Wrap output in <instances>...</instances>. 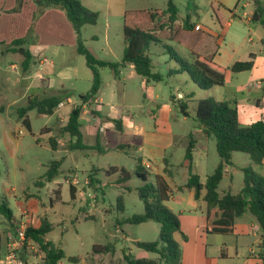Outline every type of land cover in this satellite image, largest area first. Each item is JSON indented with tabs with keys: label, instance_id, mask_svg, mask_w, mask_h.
<instances>
[{
	"label": "crops",
	"instance_id": "1",
	"mask_svg": "<svg viewBox=\"0 0 264 264\" xmlns=\"http://www.w3.org/2000/svg\"><path fill=\"white\" fill-rule=\"evenodd\" d=\"M36 1L0 0V42L9 44L15 39L24 38L27 36L30 26H32V39L25 45L32 57V64L24 72L25 76H19V79L15 81L14 87L21 90V99H25V105L28 98L49 96H60L62 98L61 103L53 114L48 116L52 119V125H45L39 132L40 136H47V141L50 136L55 137L54 150L51 149L48 143L50 149L62 153L63 140H65L64 151L70 153L88 151L94 156L92 163L95 164L96 162L98 163L96 161L97 158H110L94 149L97 142L99 145H104L106 143L104 140L107 139V136L111 144L122 143L127 145L119 156L122 155L134 159L136 162L135 167L139 165L144 168L143 164L149 162L151 167L147 171L153 179L149 176L148 181L153 182L154 177L159 176L169 189L165 206L178 219L180 233H175L173 238L179 246L180 264H264L258 257L261 232L252 215L244 213L241 217L236 218L230 234L212 233L210 224L213 213L208 218L206 217V205L202 200L204 190L200 192L196 200L193 189L186 188L188 167L191 168L193 174L199 176L200 182L204 183L208 175L202 177L198 169L203 168L208 162L210 145L214 143L202 132L197 122L188 116L186 111L187 103L192 98L195 102L201 99L214 98V101L234 105L237 110L238 122L243 126L250 125L258 120H264V0H243L242 7H252L248 13L250 18L246 22L242 18H238L247 26L248 32L255 37L256 41H253L251 37L244 40L249 46L244 50L241 49L234 57L225 53V65H223L222 58L219 55L210 57L215 63L225 69L223 86L200 90L193 83V91L183 93L179 91V88L174 87V83L181 79L182 83L187 85L185 80L189 78V75L186 72L170 74L169 70L177 68L175 62L164 76L155 71L153 66V71L161 75V80L158 82H146L144 78L135 73L131 64L126 63L119 67L116 74H113L108 68L100 69L99 89L96 95L88 100L89 103L83 104L78 100V96L85 95L89 91L92 74L85 63L84 57L76 50L77 35L63 10L49 7L38 11ZM79 1L86 9L98 13L96 24L92 25V27L98 25L99 19L104 20L103 37L106 40L107 54H110L109 29L111 23L117 19L122 20L125 11L149 9L138 5L142 0ZM255 2H258V5ZM17 6L18 9H16ZM255 10L257 12L253 19L252 16ZM34 15L35 19L33 20ZM230 20L225 23L226 27H230ZM250 23H252L251 26H249ZM86 26H82L79 29L80 39L82 38L81 31ZM91 39L97 40L98 37L94 33ZM91 53L95 58L109 62H120L122 56L121 52L118 59L108 60L97 57L93 52ZM43 59L46 62L41 69H38L37 65ZM249 60L252 61L250 70L238 73H233L229 70V67L235 62ZM106 70L109 71V74H104ZM103 74L107 80L106 85L103 80ZM136 77L140 79L138 83L143 98H149V101L154 104V110L151 111L154 113L153 125L149 127L145 126L144 123H137L132 115H123L119 112V109L124 110L123 108L126 105L123 101L125 98L124 87ZM164 77L167 78L172 86H169L168 101L161 105L158 102L160 95L156 90L159 91L160 85L165 83ZM80 82L85 84L84 89L80 90ZM255 83H258V85H254ZM195 90L198 92H195ZM104 106L108 107L105 114H103ZM76 107H80L78 124L81 133V148L71 150L70 146L75 143V139L67 133L60 132L59 129L66 124L70 111ZM172 107H177L181 116L172 114ZM183 107H186L184 110L185 114L181 111ZM65 108L67 109L64 110ZM27 113L25 117L28 119ZM113 120H119L120 122L121 131L119 133L114 131ZM28 126L30 131L29 119ZM17 128L19 129V126ZM184 128L186 129L184 130ZM60 137L61 140L59 139ZM190 140L194 142V149L191 160L188 162L185 160L184 154ZM177 150L183 151L181 160H178L175 156ZM234 157H236L235 153L231 156V165H226L224 168L223 176L217 188L219 196L226 191L236 194L242 186L241 182V186L238 189H234L235 175L242 173L241 169L243 168L234 164ZM57 159H61L59 174L39 188L40 190H45L44 196L47 200V207L43 206V199L39 195L33 194L24 196L23 201L15 200L14 210L11 209L6 199L1 200V202H5V205L10 210L11 218L9 221L4 218V231L0 233V246L2 247L0 249V258L5 253L6 240L9 237L5 228L6 226L11 227L12 229H10L13 231V223L20 218L22 209L26 208L29 210L32 228H37L40 225L41 218L44 216L51 222L46 214L47 211L52 216L61 213V217L64 219L70 217L72 221L70 212H75L74 206L82 201L80 199V189L75 188L74 195L70 198L69 186L62 182V178H57L62 173L63 164L65 167L69 164V161L64 154L53 160ZM82 159L83 161L87 159L89 161L87 154H83ZM218 162L219 157L215 167ZM108 168L110 167L103 168V166H100V168H91L90 171L93 173L102 171L101 173H103V170ZM112 168L120 169L115 166ZM121 168L126 170L124 167ZM253 168L264 176V161H262L261 166H254ZM68 169H74V167L69 166ZM178 169H181V173H179ZM222 181H224V185L220 188ZM96 182L98 183V181ZM48 184L52 185L49 186ZM64 185L68 191L66 199L62 197ZM51 223L53 224V222ZM125 239L129 240L127 237ZM132 240L133 242L138 241L137 239ZM93 260L96 264H112L109 261H103L101 257Z\"/></svg>",
	"mask_w": 264,
	"mask_h": 264
},
{
	"label": "rangeland",
	"instance_id": "2",
	"mask_svg": "<svg viewBox=\"0 0 264 264\" xmlns=\"http://www.w3.org/2000/svg\"><path fill=\"white\" fill-rule=\"evenodd\" d=\"M166 2L167 0H142L138 5L149 9L164 10ZM172 3L177 9L175 25L170 30H162L159 36L166 40L164 39L160 45H151L148 50L154 70L163 74V76L174 63L173 57L163 53V47L171 48V51L189 62L194 59L195 55L206 57L219 55L222 58L223 65H225V53L234 57L241 49L244 50L249 46L244 40L251 37L253 41H256L255 37L248 32L247 26L238 19L243 11L248 14L252 9L248 6L242 7L243 0L239 2L238 0H172ZM234 8L237 16L232 17L230 20L229 12ZM99 20L96 27L87 25L82 29V44L99 58L118 59L123 48L122 20L117 19L111 23L109 29L110 54H107L106 40L103 37L104 20ZM228 20L231 23L230 27L225 26ZM195 24L201 26L200 31H193ZM185 25H188L191 30L186 29ZM251 25L252 23L249 26ZM94 33L98 37L97 40L91 39ZM21 60L22 57L14 53H7L4 51V47L0 46V202L6 199L11 209L14 210L15 200L23 201L24 196L33 194L39 195L43 199V206L47 207V200L44 196L45 190L35 187V183L42 179L49 162L64 154L67 156L69 164H65V167L63 164L61 168L63 169L61 171L62 176L59 175L57 178H62V182H65L68 175H73L79 179L80 185L78 188L80 189V199L82 201L74 206V214L70 212L72 221L70 217L66 219L61 217V213L52 216L50 212H46L48 218L54 224L53 230L47 235V238L54 243H58L65 255L59 261V264H96L93 259L98 257L112 264H126L122 259L121 251L123 248L131 249L130 253L134 258L154 257L153 254L135 247L132 239L142 242L158 241L159 226L155 222L148 221L139 225H116L118 220L143 213V204L134 190L135 187L141 185V181L136 177H132L127 184L132 190L127 191L112 183L115 181L116 175L105 177L101 173L102 171L94 173L90 171L91 168H100V166H103V168L124 167L127 171H132L135 167V160L115 154L114 157L110 158H97L98 163L94 162L95 164H93L92 159L94 156L88 151L73 153L64 151L65 140H63L62 148L64 150H61L62 153L52 151L48 145L47 136L39 135L45 125H52V119L48 116L39 115L35 110L27 113L30 131L23 127L16 111L25 105V99H21V90L14 87L19 76H25L20 66ZM108 72L106 70L104 74H109ZM104 74L103 80L106 85L107 80ZM139 80V77H136L124 87L125 98L123 101L126 105L123 108L124 110L119 109V112L123 115H132L137 123H144L145 126L149 127L153 125L154 113L151 111L154 110V104L149 101V98H143L142 91L139 88ZM164 80L165 83L160 85V90H156L160 95L158 102L161 105L168 101L169 86H172L166 77H164ZM185 81L187 85L182 83L181 79H178V82L174 83V87L179 88V91L183 93L193 91L191 78H186ZM79 86L80 90L85 88L83 82H80ZM195 92L198 91L195 90ZM207 99L211 101L214 98ZM195 106L196 102L192 98L187 103L186 110L190 119L194 116ZM107 110L108 107L104 106L103 114ZM172 114L181 116L177 107H172ZM17 126H19V129ZM59 139L61 140V137ZM209 153L210 156L206 165L198 169L202 177L211 174L215 169L218 157L215 153L214 143L210 145ZM83 154L88 155L89 161L88 159L83 161ZM182 155L183 151L177 150L175 156L178 160H181ZM235 155L233 161L237 167H246L250 164L246 154L235 153ZM69 166H73L74 169H68ZM178 171L181 173V169H178ZM145 173L148 177L151 176L147 170ZM89 176L93 178L92 186L83 183ZM151 178L153 179L152 176ZM242 179V173L235 175L234 189L241 186ZM223 182L220 188L223 187ZM48 185L51 186L52 184ZM118 195L122 196L121 212L116 210ZM62 197L63 199L68 197L65 185L63 186ZM3 222H5V219L0 214V233L4 231ZM10 228L7 226L5 228L8 236L12 234V228ZM125 237L129 240H126ZM106 246L108 252H95L98 248ZM0 249H2L1 246ZM66 257H74V261L69 262Z\"/></svg>",
	"mask_w": 264,
	"mask_h": 264
},
{
	"label": "trees",
	"instance_id": "3",
	"mask_svg": "<svg viewBox=\"0 0 264 264\" xmlns=\"http://www.w3.org/2000/svg\"><path fill=\"white\" fill-rule=\"evenodd\" d=\"M255 4L258 5V2H255ZM36 5L38 11L49 7L63 10L77 35L76 50L84 57L85 63L92 74L89 91L85 95L78 96L80 103H86L92 96L96 95L100 86L99 70L103 68H108L113 74H116L119 67L128 63L133 66L135 73L144 78L146 82H158L161 80V75L153 71V64L148 50L151 45L157 46L164 41L165 38L163 39L159 36L162 30H170L175 25L177 9L173 5L172 0H167L164 10L148 9L124 12L122 17L123 49L120 62H109L95 58L81 42L79 29L85 25H95L98 19L97 12L86 9L79 0H37ZM16 9H18V6ZM256 12L255 10L253 13V19L256 16ZM185 28L191 30L188 25H185ZM31 39L32 26H30L26 37L15 39L9 44L0 42V46L4 47L5 52L17 53L22 57L20 66L23 72H26L32 64V57L25 47ZM163 49V53L173 57V61L177 65L176 69L169 70L170 74L186 72L200 90L223 86L225 69L215 63L212 58L195 55L194 59L189 62L174 51H171V48L163 47ZM251 67L252 61L249 60L235 62L229 67V70L233 73H238L248 71ZM61 101L62 98L60 96L28 98L26 105L17 109L16 112L22 125L29 131L28 119L25 117L27 112L35 110L39 115L51 116ZM185 108H181L184 114ZM79 113L80 107L73 108L69 113L66 124L59 129L60 132L67 133L75 139V143L70 146L71 150L81 148V133L78 124ZM193 119L207 138L214 141L219 162L213 172L206 176L204 183H201L199 176L193 174L191 168L188 167L186 188L193 189L196 200L200 192L204 190L202 200L206 205V217L208 218L213 213L210 224L212 233L230 234L236 218L241 217L244 213L252 215L261 232L258 257L264 263V176L253 169V166H261L262 161H264V120H258L246 126L240 125L234 105L214 100L210 101L209 99L196 101ZM112 122L114 131L119 133L121 131L119 120H113ZM104 142H106L104 145H99L97 142L94 149L98 153L106 154L109 157H114L115 154L120 155L124 148L127 147V145L122 143L111 144L108 136ZM48 143L51 149L54 150L55 137L50 136ZM193 143L190 140L185 149L184 158L188 162L191 160L194 149ZM233 153L246 154L250 164L241 169L243 179L240 190L236 194L226 191L219 196L217 188L225 166L231 165ZM60 164L61 159L50 161L42 175V179L35 183V187L40 188L43 184L55 178L59 174ZM103 173L106 177L116 175V179L112 183L127 191L132 190L127 185L132 177H136L142 182V185L135 187L134 190L143 204V213L118 220L116 225H139L153 221L159 226L158 241H136L133 243L135 247L153 254L154 257L134 258L130 253L131 249L123 248L121 251L123 261L126 264H180L179 246L173 238L175 233H180L179 223L176 215L165 206L169 194V189L165 182L159 176H155L153 182L148 181L145 169L139 165L131 172L123 168L115 169L110 167L103 170ZM88 179V185L92 186V176H89ZM74 192L75 188L69 186L70 198L73 197ZM121 207L122 196L118 195L116 210L121 212ZM0 214L7 221L11 218V212L4 201L0 204ZM53 227L54 225L44 216L41 218L40 225L37 228L29 227L25 233L26 238L31 240L43 254L42 264H58L65 257L59 244L53 243L47 238ZM107 250L106 246L98 248L95 252H105ZM67 260L73 262L74 257H67Z\"/></svg>",
	"mask_w": 264,
	"mask_h": 264
},
{
	"label": "built area",
	"instance_id": "4",
	"mask_svg": "<svg viewBox=\"0 0 264 264\" xmlns=\"http://www.w3.org/2000/svg\"><path fill=\"white\" fill-rule=\"evenodd\" d=\"M230 16L236 17L237 12L234 8L230 11ZM245 22L249 20L250 15L245 11L242 12L241 17ZM194 31H200L201 26L196 24L193 27ZM46 60H41L38 63V69H41L42 65ZM254 85H258L255 83ZM86 103H89L86 102ZM95 108L96 105L94 104ZM90 114V113H89ZM144 169H150L151 165L149 162L143 164ZM65 183L68 186L78 188L80 185V180L73 175L66 176ZM85 185L89 184V180L85 179L83 182ZM30 212L28 209L24 208L21 211V216L13 224L12 234L7 238L5 245V253L0 258V264H42L43 254L36 247V245L29 239L26 238L25 233L27 228L31 227V221L29 219Z\"/></svg>",
	"mask_w": 264,
	"mask_h": 264
}]
</instances>
